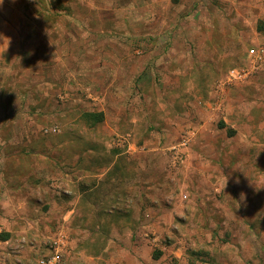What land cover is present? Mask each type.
Segmentation results:
<instances>
[{
  "label": "rangeland",
  "instance_id": "rangeland-1",
  "mask_svg": "<svg viewBox=\"0 0 264 264\" xmlns=\"http://www.w3.org/2000/svg\"><path fill=\"white\" fill-rule=\"evenodd\" d=\"M143 1L0 0V215L30 205L15 222L33 233L14 247L43 238L39 264L61 233L64 264H133L134 240L148 241L138 251L146 264H264V65L227 80L249 48L264 47V6L239 13L240 26H182L176 57L167 49L177 32L157 26L151 37ZM99 112L100 123L82 119ZM103 168L105 184L81 199L111 210L117 229L85 239L73 199ZM124 176L151 200L110 183ZM145 210L154 230L142 233L133 215ZM6 234L0 223V241ZM6 249L0 264H16Z\"/></svg>",
  "mask_w": 264,
  "mask_h": 264
},
{
  "label": "crops",
  "instance_id": "crops-1",
  "mask_svg": "<svg viewBox=\"0 0 264 264\" xmlns=\"http://www.w3.org/2000/svg\"><path fill=\"white\" fill-rule=\"evenodd\" d=\"M259 1H261V0H239L238 2L236 0H175L174 2H171L170 0H160L159 2H161L163 4L161 5V7L159 6L161 9V12H160V14H158V17H157V15H154V11H153L156 8V0H147V1L144 0L143 1L144 2V10H145V15L147 16V19H145L144 22H145L146 27H148L147 25H149L148 30H149V35L151 37L154 36L152 33H155L157 31V26H161L162 29H164V31L166 29L165 32H167V33H169V32L171 33L172 32L171 29L173 28L174 31L177 32V34L183 30L182 26H184V25L188 26V25H196L197 24L198 26H202V25H206L207 23H210V22H212L215 25L216 22L220 23V21H221L222 24H225V25L240 26L236 23L237 18H240L239 13L242 14V13L248 12L253 17L255 15H258V11L262 10V6H264V4L262 2L259 4L258 3ZM147 2H148V5H146ZM146 7H149L150 10L146 11ZM165 11H167V12L169 11L171 13L170 18H166V19L163 18L162 15ZM224 11H227V12L229 11L231 14H232V12H235V15H237L235 21L233 18H229L230 19L229 21L226 20V18H223L222 12H224ZM259 14H261V13H259ZM186 16H188V17H186ZM186 20H189V21L185 22ZM147 23H149V24H147ZM182 33H184V31ZM211 33H213V31ZM204 35H206V32L203 31V36ZM175 37L172 38V40H174V45H172V50L167 49V51H171L172 53L175 52V53H173V55H175L177 57L178 53L176 55V51L180 50L179 47L177 46V41L180 39V34H178L176 38ZM154 40L155 39H152V38L148 39V41L150 42L149 46L151 47L150 51L155 49V48L152 49L154 46L153 43L154 42L157 43V41H154ZM158 49L160 51H162L161 47H158ZM173 49H175V50L173 51ZM146 54H148L151 57L152 54H154V53H148L147 52ZM223 55H224V53H223ZM262 75H264V73ZM263 106H264V103H263ZM237 136H238L237 133L233 132V134L229 135L227 139L233 140ZM245 142H246V140H245ZM223 148H224V150L225 149L230 150L229 153H231V155L238 153L237 149H235L233 151L232 146H227V147H223ZM239 150H240V152H242L241 147H239ZM103 169L100 171V173H97L96 175H94V177H92V178H96L95 186L91 187L89 183H86V181H87L86 180L84 183L87 184V185H85V187H87V188L81 194L77 195L75 197V199H73V201L75 200V202H78V200H81L80 206L83 208V212L80 214L79 217H84L81 219V223L86 228V230H84V232L87 234V237L85 239L92 238V237L94 238V236L100 234V228H102L104 224H106V226L109 228V230H111L112 233L115 232V230L117 229V225L111 220V217L113 216L112 215L113 212L111 210L102 209V207L98 206V205H97L96 209H94L95 206L93 203L91 204V200L86 199L82 202V199H81L85 194H87V192H91V193L94 192V191H92L93 188H95L94 190H97L99 192L98 187H102L100 185V183L105 184V181H103L104 180L103 177L108 172V169H106V168H103ZM109 169H110V166H109ZM84 177H90V175H86ZM125 178H127V176H124V178L120 177L117 179L112 178V179H110V183L114 184V185H112L113 187H116L117 185H119V182L125 188L128 187L129 190L126 193V196L128 198L129 197L132 198L137 193V200H139L140 196L143 197V200L145 202L151 200L152 197H151L150 191L148 189L145 191L143 190L141 192L142 193V195H141L140 193H138V191L135 192V190L132 189V188H134L133 183L135 182V179H130V178L125 179ZM26 185L29 186V184H26ZM32 186H34V185L32 184ZM10 196H12V194H10ZM26 198L28 199V197H26ZM28 201H29V199H28ZM102 205H104V204H102ZM29 214H30V205L29 206L27 205V207L25 209V214H22L21 212L18 213L17 211H6L5 214L3 213L0 215V223H3V230L8 234V235L7 234L5 235V238L2 241H0V243H3V244H5V246H8V249H6V251H5V256L15 258L14 261L16 260V262H15L16 264L17 263L18 264H31V261H32L31 257H33L35 255L37 256L40 249L41 250L45 249V243L41 242V240L43 238L36 239L37 241H34V243L30 242L29 244H25V246H23L24 248L20 249V250H16L14 247L16 245L15 241H19L21 239H27L28 236H33L32 235L33 233L30 232V230H31L30 228H27V226H25L23 223H22V226H19L21 223H20V221L18 222V220L15 222L16 217H18V218L22 217L23 222H24V218L28 217ZM67 214H69V215L73 214L72 217L77 216L76 211L73 208H70V209L68 208ZM150 216H151V214L149 215L147 210L143 211L141 214H140V211H136V213L133 215V217H135L136 220L138 218H143L141 223L146 224V227L141 228L140 231L142 233L150 232V230L151 231L154 230L153 229L154 223L149 222L150 219H148V218H150ZM115 217L116 216H113V218H115ZM27 224L31 225V227L36 225V223H34V222H28ZM88 225H91V226L88 227ZM119 228L129 229L130 227H127L126 221L122 220L119 223ZM33 230H34V234L37 235L36 233L38 232V230L37 229L35 230V228ZM107 242H109V244H110L113 241H112V239H109ZM146 242H148V241H146V240H139V241L134 240L133 243H135L136 245H133V248H134V250L135 249L136 250L134 251L135 255L132 256L133 257V264H146L145 262H142L138 256L139 249H141V247H143ZM20 243H19V247H21ZM37 243H38V245H37ZM86 243L89 244L86 241L85 246H87ZM9 264H12V262Z\"/></svg>",
  "mask_w": 264,
  "mask_h": 264
},
{
  "label": "built area",
  "instance_id": "built-area-1",
  "mask_svg": "<svg viewBox=\"0 0 264 264\" xmlns=\"http://www.w3.org/2000/svg\"><path fill=\"white\" fill-rule=\"evenodd\" d=\"M246 61L242 68L230 71L227 77L228 81L242 82L249 77L257 74L264 65V47L255 46L246 51ZM66 237L59 233L55 241H53V253L42 260L39 264H64L65 256H70L71 250L69 249Z\"/></svg>",
  "mask_w": 264,
  "mask_h": 264
},
{
  "label": "trees",
  "instance_id": "trees-1",
  "mask_svg": "<svg viewBox=\"0 0 264 264\" xmlns=\"http://www.w3.org/2000/svg\"><path fill=\"white\" fill-rule=\"evenodd\" d=\"M262 30V29H261ZM82 119H85L86 122H89L90 125L100 123L103 119L102 113H83Z\"/></svg>",
  "mask_w": 264,
  "mask_h": 264
}]
</instances>
